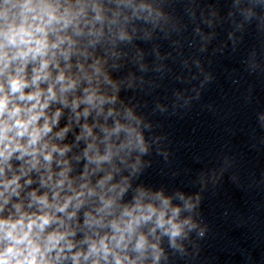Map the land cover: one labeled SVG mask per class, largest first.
<instances>
[{
	"label": "clouds",
	"instance_id": "9594fccd",
	"mask_svg": "<svg viewBox=\"0 0 264 264\" xmlns=\"http://www.w3.org/2000/svg\"><path fill=\"white\" fill-rule=\"evenodd\" d=\"M115 2L108 18L101 0H0V264H159L160 238L179 248L178 239L196 227L191 217H181L195 207L183 194L181 206L162 190L141 187L131 202H122L130 185L126 177L114 179L121 171L117 161L126 163L133 149L145 152L143 136L119 120L111 127L87 121L93 110L104 114L115 97L100 91L99 61L89 65V74L78 60L72 73L73 54L88 58L74 37L98 38L122 9L136 18L152 12L148 3ZM103 81L110 83L106 75ZM65 108L71 115L59 127ZM113 115L109 108L105 121ZM74 123L80 126L75 143L86 144L74 157L86 161L79 175L66 155L73 145L57 142ZM138 164L139 158L133 171Z\"/></svg>",
	"mask_w": 264,
	"mask_h": 264
}]
</instances>
